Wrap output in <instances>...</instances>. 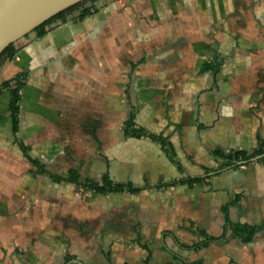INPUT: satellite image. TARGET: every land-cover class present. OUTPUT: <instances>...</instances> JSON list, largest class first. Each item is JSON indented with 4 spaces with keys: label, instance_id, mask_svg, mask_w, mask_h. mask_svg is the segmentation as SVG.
<instances>
[{
    "label": "crops",
    "instance_id": "0c3cea01",
    "mask_svg": "<svg viewBox=\"0 0 264 264\" xmlns=\"http://www.w3.org/2000/svg\"><path fill=\"white\" fill-rule=\"evenodd\" d=\"M45 30L0 60L25 76L16 130L0 88V264H264V0H93Z\"/></svg>",
    "mask_w": 264,
    "mask_h": 264
},
{
    "label": "water",
    "instance_id": "95a60500",
    "mask_svg": "<svg viewBox=\"0 0 264 264\" xmlns=\"http://www.w3.org/2000/svg\"><path fill=\"white\" fill-rule=\"evenodd\" d=\"M83 1L86 0H0V56L8 46L30 34L44 22ZM260 157L262 156L258 158ZM246 163L241 161L237 165ZM67 264L83 263L72 260Z\"/></svg>",
    "mask_w": 264,
    "mask_h": 264
},
{
    "label": "trees",
    "instance_id": "16d2710c",
    "mask_svg": "<svg viewBox=\"0 0 264 264\" xmlns=\"http://www.w3.org/2000/svg\"><path fill=\"white\" fill-rule=\"evenodd\" d=\"M93 0H86L83 1L77 5H74L70 8H68L67 10L59 13L58 15L54 16L53 18L49 19L48 21L44 22L42 25H40L39 27H37L33 32L37 34V36H42L45 33V27L48 25V23L50 21H52L53 19L59 18L60 16H62L65 12L73 10L75 8L78 7H83V5L86 2H90ZM91 13V9L90 8H82V11L80 12L79 17H83L86 16L88 14ZM32 33V32H31ZM16 54V49L14 47V44H11L10 46H8L1 54L0 56V60L2 59H12ZM207 69H211V70H216L215 68V64L214 65H205L203 66L202 70H207ZM25 76L24 75H17L15 76L13 79L4 82L3 84L0 85V88H5L9 91L10 93V102H9V112H10V118H11V123H12V127L13 130H16L17 127V112H18V100H19V91L20 88L22 86V82L24 80ZM12 82L15 83V85H12ZM125 131L127 133H130L132 135H138L137 131L134 130L133 127V123H132V116L129 118V120H127L126 124H125ZM215 155H217L220 158L225 159L228 162L231 161H236V160H244L247 159V155L244 152H235V153H229L226 155L220 154L218 152H215ZM69 180L71 181H75L77 182V177L76 175H74L73 172L70 173V177ZM90 188H92L94 191L97 192H108V191H122V190H128V191H135L134 189L130 188L129 185H125V186H120V185H114L111 186V184L109 182H104L101 186L95 185V184H91L89 185ZM231 230L234 233L235 236L240 237L241 239H243L244 241H248L252 234H253V229L247 226H243V225H237L234 224L231 226ZM208 241H210V238H207ZM207 241V242H208ZM196 264V263H193Z\"/></svg>",
    "mask_w": 264,
    "mask_h": 264
},
{
    "label": "built area",
    "instance_id": "2783aa9c",
    "mask_svg": "<svg viewBox=\"0 0 264 264\" xmlns=\"http://www.w3.org/2000/svg\"><path fill=\"white\" fill-rule=\"evenodd\" d=\"M12 85H15V83H14V82H12Z\"/></svg>",
    "mask_w": 264,
    "mask_h": 264
}]
</instances>
